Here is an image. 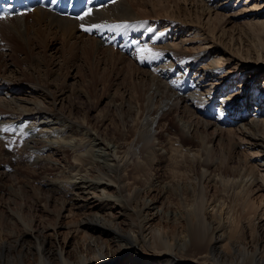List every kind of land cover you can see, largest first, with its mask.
<instances>
[{
  "label": "bare ground",
  "instance_id": "obj_1",
  "mask_svg": "<svg viewBox=\"0 0 264 264\" xmlns=\"http://www.w3.org/2000/svg\"><path fill=\"white\" fill-rule=\"evenodd\" d=\"M147 4L116 0L77 18L34 9L0 20V40L7 42L6 52L0 44V130L18 124L22 146L35 155L34 172L53 174L5 183L2 171L0 264H264V210L253 218L244 212L254 192L264 190V79L259 88L254 76L234 78L210 53H181L164 36L155 39L148 19L154 24L157 15L139 13ZM114 20L127 39L134 31L141 49L136 42L130 53L106 44L105 30L118 32ZM92 25L99 26L93 35L84 30ZM56 39L91 62L89 70H126L129 89L120 94L130 102L109 103L113 131L100 119L91 125L87 116L75 120L57 108L61 88L51 96L28 82L30 97L9 95L26 78L17 62L49 70L46 47ZM5 55L14 66L2 62ZM4 70L14 72L7 78ZM169 117L175 129L164 126ZM237 136L250 157L234 166ZM155 220L171 227H151ZM57 228L77 252L56 239Z\"/></svg>",
  "mask_w": 264,
  "mask_h": 264
},
{
  "label": "rangeland",
  "instance_id": "obj_2",
  "mask_svg": "<svg viewBox=\"0 0 264 264\" xmlns=\"http://www.w3.org/2000/svg\"><path fill=\"white\" fill-rule=\"evenodd\" d=\"M127 1L130 2V0ZM156 1L148 0V4L139 9V13H143V10L145 12L152 10V14L157 15L158 24L153 25L157 31L160 29L163 32L162 35H159L164 36L165 33L164 43L169 44L174 50L181 53H210L213 58L217 57L223 62L221 65L222 70H232L231 76L234 78L238 79L240 73L243 72L245 75L243 78L254 76L259 88L262 87L264 73L262 71L256 72V70L258 67L264 68V0H203L205 6L196 4V1L175 0L178 9H180L179 14L178 11L174 12L173 2L167 4L168 0L164 2L165 6L167 5L166 11L160 12V7L164 4ZM168 15L171 17H168ZM148 20L149 23L150 21H152L151 23L155 21L153 17ZM169 22H173V24ZM0 44L4 48L3 52H6L7 42L0 40ZM218 50L221 52H218ZM46 52L53 60L52 65L48 67L49 70H26L27 64H25V61L20 60L17 62L18 67L25 72L26 78L19 83L18 89H15L14 92H8L9 95L24 98L30 97L31 88L28 82L51 90V96L56 94L58 90L60 91L61 88L64 93V101L62 105L58 104L57 108L63 107L62 109L65 112L72 111L73 119L75 120H80L87 116L91 125L97 124L100 119L103 123L102 127L107 128L110 132L113 131L117 126V122H114L115 113L109 103L114 101L118 104L122 98V101L130 102L129 96L120 94L129 89L125 81L126 70H89L88 66H90L91 62H87L80 52H69L62 49L60 39L48 42ZM21 56L18 55V58L22 59ZM3 58L2 62L7 63V66H14L6 55ZM11 71L14 72V70H4L5 77L9 78ZM0 91V97H4L5 90ZM2 113L4 112L1 111ZM200 118L204 120L203 117ZM170 119L169 117L164 122L165 125H163L175 129L177 122ZM112 122L115 123L114 126L111 124ZM14 125L10 123L7 126L12 128ZM17 125L15 129H18ZM219 127L221 126L219 125ZM15 129H9L8 133L0 130V175L4 170L6 176L1 177V179L7 183L15 178L23 183L29 176L35 182L51 177L53 174L49 175L45 172L40 174L38 172L39 175H37V172H34L32 164L35 155L22 146L26 143L25 138H20L15 133ZM209 132H211L210 129ZM234 142L237 146L233 148L231 153L234 157L233 165L238 166L240 160L243 159L242 157L246 158L248 155L250 157V153L248 154L243 149L244 143L241 138L238 136L237 138L234 137ZM215 143L214 145H216ZM165 158L167 159V157ZM257 160L259 158H253V162H257ZM166 165V160H163L160 167L162 168ZM263 170L260 169V171ZM32 173L36 175L34 176ZM161 173L163 172L161 171L159 175ZM32 175L33 177H31ZM208 189L209 195H214L212 194L214 189ZM211 209L212 207H208L207 211H211ZM262 210H264V190L255 191L250 197L248 207L244 209V212L246 217L250 216L253 218L255 214L258 215ZM151 227L160 228L166 232L171 227V224L166 225L164 221L155 220L152 222ZM57 230L59 236L56 235V239L65 247L67 245L68 250L72 251V254L77 252L78 246L76 242L71 239L70 235L65 238V229L57 228ZM49 233L53 234L52 231H49ZM131 254L132 252L129 253V255Z\"/></svg>",
  "mask_w": 264,
  "mask_h": 264
},
{
  "label": "snow or ice",
  "instance_id": "obj_3",
  "mask_svg": "<svg viewBox=\"0 0 264 264\" xmlns=\"http://www.w3.org/2000/svg\"><path fill=\"white\" fill-rule=\"evenodd\" d=\"M89 15V13H85L84 14V16H82V17H80L81 19H83L84 17H86V16H88ZM2 18H5V16H3V15H0V19H2ZM98 27L99 26H97V25H92V26H89V27H85L84 28V30L85 31H92L93 29H98Z\"/></svg>",
  "mask_w": 264,
  "mask_h": 264
}]
</instances>
